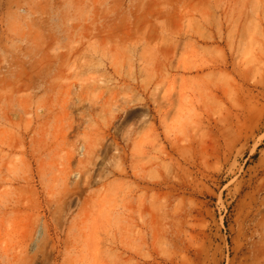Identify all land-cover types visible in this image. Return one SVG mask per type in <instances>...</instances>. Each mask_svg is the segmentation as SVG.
Listing matches in <instances>:
<instances>
[{"label":"rangeland","instance_id":"obj_1","mask_svg":"<svg viewBox=\"0 0 264 264\" xmlns=\"http://www.w3.org/2000/svg\"><path fill=\"white\" fill-rule=\"evenodd\" d=\"M0 264H264V0H0Z\"/></svg>","mask_w":264,"mask_h":264}]
</instances>
